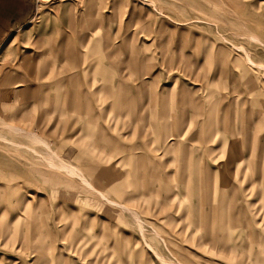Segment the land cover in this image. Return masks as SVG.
<instances>
[{
  "label": "rangeland",
  "instance_id": "374dc122",
  "mask_svg": "<svg viewBox=\"0 0 264 264\" xmlns=\"http://www.w3.org/2000/svg\"><path fill=\"white\" fill-rule=\"evenodd\" d=\"M88 1L43 0V10L38 15L37 0H34L29 19L0 43L1 47L11 38H18L6 59L2 60V66L3 70L10 69L11 79L16 76L26 82L22 87H3L0 84V117L5 123L23 127L32 134L37 133L26 128L32 127L34 122L40 129L49 128L50 119L53 120L55 114L51 117L48 114L47 99L37 100V96L35 99L31 96L32 106L29 108L26 92L34 85H50L54 80H49L47 75H30L29 71L22 69L19 60L26 56L27 51L30 57H38V66L56 59L48 49L44 53L42 41L46 44L44 47L48 48L49 44L53 47L55 41L57 45L58 37L63 34L75 36L81 27L87 26L92 17L81 10ZM95 1L105 7L95 17L108 16L113 41L123 45L117 58L131 54L139 61L135 66L146 63L155 72L139 92L135 86L138 87L141 78L137 79V84H130L133 88L128 93L129 97L144 102L147 91L170 86L169 107L177 116L182 110L178 92L185 86L193 99H206L205 103L202 102L205 112L194 115L188 136L196 131L206 133V121L209 119V146L217 150L221 148L222 154L229 143V138L224 140L223 131L231 120L234 124L238 119H248L257 136L264 133V0H150L153 2L151 8L145 5L144 0H122L119 4L112 0ZM236 1L243 10L239 16L233 13ZM76 10L78 15L74 19L69 18L68 15ZM104 29L105 23L102 22L96 33L97 39L101 38ZM250 35L252 39L247 38ZM28 40L30 47L24 49L22 46ZM246 53L258 64L259 72L255 65L246 64ZM98 71L102 74L98 73L95 78L99 92L95 97L103 101L99 104L102 103L103 109L107 110L96 117L99 121L94 126L95 134L85 140L95 136L99 142L105 136L117 145L132 146L136 143L140 124L153 123L154 105L148 100L146 106L138 107L141 119L114 103L109 105L113 97H108L104 85L116 88L119 81L125 83V78L129 81L138 75L130 76V69L105 57L100 59ZM248 93L252 95L248 96ZM210 105L211 114H208L206 110ZM69 106L64 102V113L60 117L62 123L60 121L54 133L44 136L49 143L43 139L46 148L23 141L18 136L22 150L0 149V264H48L47 260L36 259L41 250L49 256L50 264H160L150 247L165 260L188 264L185 257L180 259L178 254L172 255L171 249L187 248L186 243L176 239L172 228L177 230L188 226L187 221L193 218L194 227L191 229L196 230L193 240L200 241L204 229L211 233L212 222H207L203 228V218L200 217L203 210L201 213L195 210L196 199L190 197L174 199V214L171 200L161 208V198L155 196V190L171 183H162L155 178V172H160V168L153 165L156 143L148 146L144 186L151 190H147L144 197L132 191L133 182L127 174L129 166L120 163L122 156L132 152L117 149L119 155L111 161L114 163L106 164L112 148L92 147L89 141L86 143L89 149L82 151L88 158L82 159L81 156V161L77 160L73 165L77 175L49 168L38 161L39 157L25 153V148L32 147L38 154L45 156L49 153L55 163L64 161L61 157L72 160L77 141L68 138L69 134L66 136L62 130L63 122L68 127L75 119ZM83 118L79 122L75 120L74 125L82 127ZM187 134L181 139L183 144H187ZM190 145L199 146L196 143ZM92 155L94 160L90 159ZM167 158L169 156L163 161ZM222 158L220 156L210 164L218 167ZM171 167L169 164L167 170ZM90 168L91 173L83 172ZM79 176H83L92 188L82 186ZM98 184L101 192L94 189ZM123 192L132 196L124 197ZM256 202L259 204V200ZM97 203L103 205L102 209H97ZM136 216L141 229L135 225ZM187 232L184 229L183 241H187ZM220 263L226 264L224 260Z\"/></svg>",
  "mask_w": 264,
  "mask_h": 264
},
{
  "label": "crops",
  "instance_id": "0c3cea01",
  "mask_svg": "<svg viewBox=\"0 0 264 264\" xmlns=\"http://www.w3.org/2000/svg\"><path fill=\"white\" fill-rule=\"evenodd\" d=\"M112 1L118 4L122 2V0ZM33 2L34 0H0V43L9 33L18 29L29 19L33 11ZM94 2L96 1L93 0ZM144 2L147 5L145 0ZM149 2L152 1L149 0ZM98 4L97 2L96 5L92 4V0H89L81 10V12L86 11L87 15L92 17L87 26L81 27L75 36L63 34L58 37L56 46L55 41L51 55L56 56V59L47 74L49 80H54L53 83L34 85L27 90V107L32 106L31 96H34V99L37 96V100L47 99L50 117L51 114H55V118L50 119L52 122L49 128L40 129L35 122L30 128L43 139L46 134L54 133L60 121L62 123L60 117L64 113V102H68L70 110L76 117L74 116L75 119L71 126L66 127L67 124L64 125L63 122L62 130L66 132V136L69 134L68 138L77 141L78 147L72 160L60 156L61 159L73 166L81 156L82 159L83 157L88 158L82 151L89 149V146H86L89 141L92 147L109 146L112 148L107 155L106 164L114 163L111 161L114 156L119 155L116 153L117 149L132 152L128 156H122L120 163L128 164L127 174L131 176L130 180L133 182L132 191L138 192L139 197H144L145 192L151 190L144 186V181L147 179V151L150 144L156 143L153 165L155 168H160V172H155V178L162 183H171L155 190V196L161 198V208L168 205L171 200L174 214L175 198L181 199L186 196L196 199L194 209H198L199 213L203 210L200 215L203 218V228L207 222H212L213 226L211 233L208 229L203 230L202 237L206 236L207 241H181L187 244V248L185 250L179 248L177 251L171 249L172 255L178 254L180 259L185 257L188 264H222L221 260H224L226 264H264V133L257 136L248 119L245 121L238 119L234 121V124L231 120L223 131L224 140L229 138V143L227 148H223L224 154H222L221 148L217 150L209 146L211 140L209 119L206 121V133L196 131L188 136L187 131L194 124V115L197 116L200 111L205 112L202 102L205 103L206 99H193V96L189 95V89L185 86L180 87L178 92V101L182 104V110L177 116L169 107L172 95L170 86L168 89L162 86L155 91H147L148 96L144 102L129 97L128 93L133 88L130 84H137V79L141 78L138 87L135 86L139 92L144 82L152 78L155 72L146 63L139 67L135 66L134 64H138L139 61L131 54L125 58H117L123 45H117L113 41L108 25L109 17L99 19L95 17L105 8ZM149 7L151 8L152 5ZM77 12L79 11L76 10L68 17L74 19L78 15ZM102 22L105 23V29L101 38L97 39L96 33ZM100 52H102V57L112 59L119 66L130 69V76L138 75L137 78L131 77L129 81L125 78V83L119 81L116 88L112 85H104L103 88L108 97H113L112 104L110 102L109 105L115 104L139 119L141 115L138 107L141 109L146 106L148 100L154 105L153 123L140 124L136 143L132 146L117 145V142L115 144L113 139L105 136L101 137L99 142L96 141L95 136L85 140L87 136L92 137L95 134L94 126L98 125L99 121L96 117L101 116L107 110V108L103 109L102 103L99 104L103 101L95 97V94L99 93L95 78L98 73L102 74L98 71L102 58ZM170 61L171 59L168 60ZM233 101H235L234 98ZM206 112L211 114V105ZM82 116H84L82 121L84 125L82 127L74 125L75 120L76 122L82 120ZM102 118L104 121L105 116ZM100 129L99 132L103 135V129ZM186 134L187 144H183L181 139ZM190 143H196L199 146L196 148ZM166 156L169 158L163 161ZM220 156L223 157L220 165L212 166L210 163ZM94 158V155L90 156V159L94 160ZM230 160L233 163L229 162ZM169 164H172V167L167 170ZM248 164L250 167H255L253 172L248 171ZM91 170L92 168L85 169L84 172L91 173ZM123 196L132 195L123 192ZM221 198H227L228 203L221 204ZM258 200L259 204H256ZM157 206L158 204L155 205ZM192 221L194 222L195 219L190 218L187 221L188 226L181 228L189 231L192 226L194 227ZM220 221L228 223L229 226L220 228ZM178 229L172 228L177 240ZM169 261L180 264L178 260Z\"/></svg>",
  "mask_w": 264,
  "mask_h": 264
},
{
  "label": "bare ground",
  "instance_id": "6f19581e",
  "mask_svg": "<svg viewBox=\"0 0 264 264\" xmlns=\"http://www.w3.org/2000/svg\"><path fill=\"white\" fill-rule=\"evenodd\" d=\"M147 5L148 6H153L152 2L147 1ZM43 10V0H37V14L40 15L42 13ZM243 12L241 6L239 5V3L236 1L233 7V13L237 16L241 15V13ZM26 38H28V35H26ZM248 39H252L251 35L247 37ZM18 38L15 36L14 38H11L10 40H8L6 42V44L4 46L0 47V84L1 86L5 87V86H13L14 87H22L23 85L26 84V82L24 80L18 79V77L13 76V78L11 79L12 76H9V72L10 69H6L3 70V64H2V60H5L9 51L11 50V47H13L16 42H17ZM29 41L28 40L26 43H24V46H22L24 49H28L29 46ZM44 42L42 41V45L41 48L42 50L44 49V53H47V49L49 50V54L52 53V47L49 44V47L47 48V46L44 47ZM55 50V49H54ZM57 51V49L55 50ZM64 57V55H63ZM38 57L37 56H32L30 57L28 54V51L26 53V56H21L20 60H19V64L21 65L22 69L29 71L30 75L31 73L38 75V76H46L49 72H47L50 69L51 64L54 62L55 59H51L49 61H45L43 62L42 66H38L37 63ZM245 62L246 64H251V65H255V69L257 70L258 64H256L255 62H253L250 58V56L246 53L245 54ZM56 63V61H55ZM20 67V66H19ZM258 71V70H257ZM262 71L264 72V70L262 69ZM47 72V73H45ZM259 72V71H258ZM16 77V78H15ZM43 90V89H42ZM34 92V91H33ZM20 93V92H18ZM22 94H19V96ZM26 129H31V128H26ZM21 137L23 141H27L31 144H35V145H41L43 146V148L47 147V144L45 143V141L43 140V138H41L40 135H36V134H32L29 133L25 130V128L20 127V126H13V125H9L7 123H5L2 118L0 117V149H4V150H8L7 148H17V149H21V142H19L17 140V137ZM26 152L25 153H29V155L32 157H39L40 159H38V161L41 162V164L49 167V168H53V169H57L60 171H63L65 174L67 175H77V171L76 169L71 166L70 164H68L67 162L64 161H59L58 163H55L53 161L52 156L47 153L45 156L38 154L34 148L30 147L29 149L25 148ZM261 157H262V153H261ZM230 158H232V156H230ZM231 163H233V161H229ZM248 171L253 172L255 170V167H250V165L248 164L247 166ZM84 172V171H83ZM80 178V183L82 184V186H86L89 188H92L91 184L83 177V176H79ZM97 183V182H95ZM98 187V188H97ZM95 187L94 189H96L97 191L102 190V188L100 187V185L98 184V186ZM227 186L225 185V188ZM227 190V189H226ZM108 203H112L109 200H106ZM228 203V199L227 198H221V204H225ZM102 204L101 203H97L96 207L98 210L102 209ZM148 211V210H147ZM135 225L138 227V229H141V223L139 221V218L136 216L135 217ZM229 224L225 223L224 221H220L219 223V227L220 228H226L228 227ZM195 229H189V231L186 234L187 237V241H194L193 237H194V233H195ZM184 233V228H179L178 232H177V237L179 239V241H183L182 239V235ZM211 240V239H210ZM200 241H207V237H201ZM153 256L155 258H157L158 262H160V264H177V263H172L169 260H165L164 258H162L161 256H159L151 247H150ZM150 251V252H151ZM38 258L36 257V259L38 260H47L48 264H50V258L47 255L46 252H44L43 250L38 252ZM37 255V254H35ZM35 259V260H36Z\"/></svg>",
  "mask_w": 264,
  "mask_h": 264
}]
</instances>
